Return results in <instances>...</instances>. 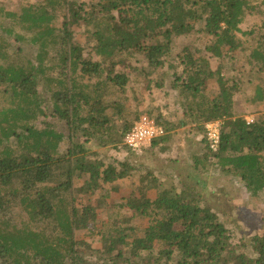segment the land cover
<instances>
[{
  "label": "trees",
  "instance_id": "obj_1",
  "mask_svg": "<svg viewBox=\"0 0 264 264\" xmlns=\"http://www.w3.org/2000/svg\"><path fill=\"white\" fill-rule=\"evenodd\" d=\"M249 12L250 0H40L16 11L0 10L8 21L0 22V264H264V235L242 242L244 252L231 244L213 201H229L221 192L202 197L204 190L193 193L194 187L181 180L179 193L128 201L130 218L98 227L92 205L77 208L69 198L83 175L88 179L82 189L90 194L99 182L127 177L125 170L107 166L102 171L100 163L79 158L83 145L72 139L79 134L98 147L111 144L115 115L123 111L105 97L115 90L123 93L128 82L116 68L133 53L143 55L148 68H163L173 38L199 33L211 38L204 46L210 57L231 61L230 53L239 51L249 75L264 73V22L243 31ZM78 26L89 34L82 44L74 38ZM32 49L33 60L27 56ZM85 49H90L86 56ZM200 53L185 46L167 66L171 89L181 98L178 125L196 124L213 165L257 198L264 193V118L250 123L235 116L233 97L243 92L240 84L220 72L225 68L213 70ZM41 78L46 91L39 94ZM212 81L217 94L209 97ZM255 100L264 104V86L256 87ZM51 118L63 123L67 134ZM216 121L223 124L213 152L204 124ZM133 124L124 121L116 143ZM170 130L162 125L163 136L152 139L144 152L164 153ZM12 139L15 146L8 145ZM194 160L196 167L205 166L199 157ZM136 219L147 220V227L130 226ZM82 232L99 234V246L78 239Z\"/></svg>",
  "mask_w": 264,
  "mask_h": 264
},
{
  "label": "rangeland",
  "instance_id": "obj_2",
  "mask_svg": "<svg viewBox=\"0 0 264 264\" xmlns=\"http://www.w3.org/2000/svg\"><path fill=\"white\" fill-rule=\"evenodd\" d=\"M38 1L40 0H0V10L16 11L22 6ZM79 1L89 4L95 2V0ZM250 3L253 12L245 15L244 23L241 25L243 31L257 29L264 22V6L261 5V1L250 0ZM3 17L0 14L1 24H8V21H4ZM87 36L89 34L84 27L74 28V38L78 44L85 42ZM210 40L211 38H206L199 33L189 37L173 38L169 51L164 57V67L156 70L147 67L143 55L131 54L125 59L123 66L116 68L117 73L125 74L128 79L124 92L115 90L113 95L107 94L105 97L112 102H117L123 111L121 117L115 115L111 144L106 147H98L92 142H85L79 134L73 135V144L83 145V155L79 158L83 156L87 161L100 163L102 166L100 170L102 171L107 166L113 167L117 172L127 171L125 179L112 183L99 182V188L93 194L85 193L82 189L84 182L88 179L87 175H83L74 183V190L69 198L74 200L77 208L92 205L97 227L99 222L105 224L112 222L115 218L118 220L130 218L132 214L125 207L128 201L138 203L143 197L153 200L157 193L164 191L179 193L181 180H183L186 185L194 187L193 193L204 190L202 197H206L209 192L214 196L219 195L220 192L228 195L229 201L225 204L221 203L220 200L213 201L216 202L215 206L222 211L220 220L229 230L231 244L239 252H244L240 246L242 242L252 236L264 235V193L259 194L257 198L249 197L238 179L223 176L219 169L213 165L216 161L206 150L202 139L203 134L197 131L196 124H188L184 128L178 125L182 116L181 108L178 106L181 98L171 89V77L167 66L168 64H175L174 62L180 55V50L185 46L199 49L200 55L209 59V65L213 70L225 68V71L221 68L222 71L220 72L225 73L227 77H233L235 82L240 84L243 92L233 97L235 116L250 123L264 118V104H259L255 100L256 87L264 86V73L255 72L249 75L250 66L247 64L245 56L239 51L230 53L229 56L234 58L231 61L210 57L204 51V46ZM16 48L17 45H14L13 50ZM35 52V49H32L27 52V56L33 60ZM89 52L90 49H85L84 55H88ZM46 75L55 76L48 72ZM93 82L92 80L91 83ZM156 82L161 83L162 88H158L155 85ZM39 83L40 94L45 92L46 88L43 87L42 78ZM206 90V95L209 97L217 94L214 81L208 83ZM39 99L41 103L48 106L47 96L41 95ZM49 109L50 107L47 110ZM136 116L139 119L146 117L158 129L160 128L158 137L163 136L162 125L171 127L167 134L168 140L164 145L167 150L164 153L155 154L152 151V154H147L144 150H148L149 147L140 153H134L126 147L124 137L120 143H116L124 121L135 124L137 122L134 121ZM49 120L59 132L67 134L63 123L54 118ZM65 144L61 150L65 149ZM8 145L15 146L14 140L12 139ZM195 156L199 157L205 166L196 167ZM207 161H211L212 166L208 165ZM161 175L165 178H161ZM169 175L172 177L170 178ZM156 178L160 180V185L154 181ZM214 196L208 197L213 199ZM14 211L18 213L17 210ZM139 220L141 222H138ZM129 225L136 228H146L148 221L136 219L133 222L130 221ZM96 232L94 231V234ZM78 237L93 247L99 246V234L90 236L86 232H82ZM254 254L256 255V253Z\"/></svg>",
  "mask_w": 264,
  "mask_h": 264
},
{
  "label": "built area",
  "instance_id": "obj_3",
  "mask_svg": "<svg viewBox=\"0 0 264 264\" xmlns=\"http://www.w3.org/2000/svg\"><path fill=\"white\" fill-rule=\"evenodd\" d=\"M221 122H209L205 124L206 141L209 148L214 152L219 146ZM160 129V128H159ZM148 118H141L140 122L135 124L131 132L126 135L125 145L134 153H140L143 149L150 146L151 140L158 137L160 130ZM158 132V133H157Z\"/></svg>",
  "mask_w": 264,
  "mask_h": 264
}]
</instances>
